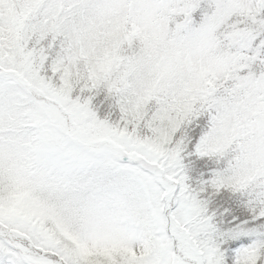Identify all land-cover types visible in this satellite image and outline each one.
I'll list each match as a JSON object with an SVG mask.
<instances>
[{
	"label": "snow or ice",
	"instance_id": "snow-or-ice-1",
	"mask_svg": "<svg viewBox=\"0 0 264 264\" xmlns=\"http://www.w3.org/2000/svg\"><path fill=\"white\" fill-rule=\"evenodd\" d=\"M0 264H264V0H0Z\"/></svg>",
	"mask_w": 264,
	"mask_h": 264
}]
</instances>
